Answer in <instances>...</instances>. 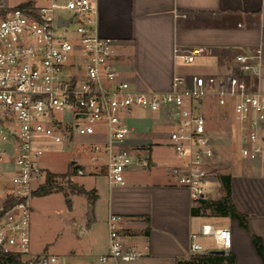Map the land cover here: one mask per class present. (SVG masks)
Returning <instances> with one entry per match:
<instances>
[{
  "label": "built area",
  "instance_id": "built-area-1",
  "mask_svg": "<svg viewBox=\"0 0 264 264\" xmlns=\"http://www.w3.org/2000/svg\"><path fill=\"white\" fill-rule=\"evenodd\" d=\"M0 0V253L15 256L20 264H53L56 255L35 252L32 247L33 200L44 184L42 173L48 152L71 141L57 111L72 110L78 135H104L91 142L92 171L102 164L109 187L124 186L126 175L141 156L129 147L134 131L128 119L137 111L162 114L174 124L170 146L181 164L170 172L186 187L196 204L217 179V138L200 109L214 98L216 106L230 108L241 140L240 155L255 160L263 150L264 92L247 91L231 76L226 82L214 77L177 76L169 91L135 89L113 63L114 41L102 36L98 0ZM71 11L65 16L60 11ZM60 18L69 23L59 25ZM71 24L72 32L57 28ZM201 48L175 50V58L191 64ZM243 68L253 65L251 56H240ZM251 64V65H250ZM58 145L59 147L57 148ZM102 161V162H101ZM74 179L83 175L78 163ZM122 216L108 219L110 248L101 262L133 261L142 257L126 248L120 233ZM201 236L213 237L227 251L232 246L229 229L211 224L191 234L190 253L204 250Z\"/></svg>",
  "mask_w": 264,
  "mask_h": 264
},
{
  "label": "crops",
  "instance_id": "crops-1",
  "mask_svg": "<svg viewBox=\"0 0 264 264\" xmlns=\"http://www.w3.org/2000/svg\"><path fill=\"white\" fill-rule=\"evenodd\" d=\"M97 5L99 31L114 41V65L141 90L169 91L177 76L214 77L224 83L233 76L245 90L264 92V0H98ZM177 48H201L202 54L185 65L175 58ZM244 55L253 58L248 70L239 58ZM207 100L216 106L214 98H208L201 102L200 109L207 106ZM143 113L149 114L133 126L128 141L130 148L137 146L133 152L141 156L142 163L135 162L127 172L126 185H108L109 189L98 183L83 186L95 198L87 230L93 231L102 221L107 231L109 216L120 215L126 248H136L143 254L133 261L110 259L104 263L179 264L191 256V234H199L203 225L211 224L230 230L232 246L224 254H233L234 264H264L253 243V235L264 243V140L257 159L242 157L248 163L226 174L231 176L232 201L246 215V229L238 219L210 208L193 215L192 208L199 206L200 200L194 204L190 191L178 184L170 172L175 165L158 169V163H152L148 154L153 140L163 135V125L171 131L174 124L162 114L148 111H137L130 118ZM86 137L91 142L105 140L104 135ZM237 138L241 141L239 134ZM92 170L90 166L83 175L99 176L106 168L101 164ZM220 176L210 183L209 190L205 189L202 199L217 201L225 196ZM106 233L105 244L99 246L101 254H107L110 248L109 230ZM198 241L204 250L195 254L223 250L213 237L201 236ZM89 245L97 247L95 241ZM35 252H47V247Z\"/></svg>",
  "mask_w": 264,
  "mask_h": 264
},
{
  "label": "rangeland",
  "instance_id": "rangeland-1",
  "mask_svg": "<svg viewBox=\"0 0 264 264\" xmlns=\"http://www.w3.org/2000/svg\"><path fill=\"white\" fill-rule=\"evenodd\" d=\"M18 1L11 0L10 3L14 4ZM58 1L64 3V0ZM60 12L65 16H71L72 14L68 10ZM76 27V24H71L56 30L59 34H63L64 32H72ZM115 54L114 50L113 57ZM131 84L135 89H140L133 83ZM149 90L156 91L154 89ZM201 110L205 113L209 128L217 138V174H233L237 171V168L246 165L248 162L242 160L240 155L241 141L238 140L239 137L237 138L238 128L234 123L232 113L230 109L218 108L214 105V101L209 100H207V106H202ZM147 114L149 113H143L137 118L128 119L129 125L137 127L138 122L144 120ZM153 114L157 115L158 113L155 112ZM56 115L62 119L64 128L72 133V137L71 141L60 145L62 147L58 150H53L46 154L44 167L48 172L57 175H68L57 177V182L51 188L50 193H40L34 197L32 247L34 251H40L41 248L47 247L46 253L56 255L58 258L57 262L53 264H105L99 260L100 256L103 255L100 253L102 248L99 246L105 244L106 232H108L107 227V231H105L104 225L100 221L96 223L97 225L94 226L93 231H88L86 228L88 222L92 220L91 206L95 198L88 193H73L71 187L72 185L89 187L93 183H98L102 188L105 186L108 188L106 171H101L99 176H93L86 172L87 174L85 175H78L74 179L71 178L69 164L73 160L78 161L79 164L87 168L85 170L89 171L92 165L90 158L91 140L85 135H78L75 131L71 109L57 111ZM169 131L170 127L164 124L162 129L164 136L162 135L153 140L152 152L148 149L151 162H157L158 169L162 168L164 170L166 167L176 166L180 163V157L169 145ZM130 137L131 135L128 141ZM56 146L57 148L59 147L58 145ZM134 147L137 148V146ZM150 168L152 169L153 167L151 166ZM41 179H45L46 182L44 172ZM206 190L209 189L207 188ZM70 205H72V209ZM92 240L93 242L95 241L97 247L89 245V243H93Z\"/></svg>",
  "mask_w": 264,
  "mask_h": 264
},
{
  "label": "trees",
  "instance_id": "trees-1",
  "mask_svg": "<svg viewBox=\"0 0 264 264\" xmlns=\"http://www.w3.org/2000/svg\"><path fill=\"white\" fill-rule=\"evenodd\" d=\"M69 173L75 174L77 171V166L71 163L69 166ZM65 175H57L48 172L46 175V182L39 188L36 195L43 193L48 194L51 192V188L57 182V177H65ZM223 189L225 191V196L221 200L212 201L201 199L199 201V206L192 208L193 215H198L203 209V213L206 209H212L214 212L223 215L230 216L231 218L238 219L241 226L249 229V225L246 220V215L240 213L236 206L234 205L231 197V176L221 175L220 176ZM73 193H86L85 189L78 185H72ZM94 197V196H93ZM254 246L264 262V243L262 239L253 235ZM0 264H20L19 260L13 255L1 254L0 253ZM179 264H234L233 254H221L216 251H211L208 253L192 254L188 260L180 261Z\"/></svg>",
  "mask_w": 264,
  "mask_h": 264
},
{
  "label": "water",
  "instance_id": "water-1",
  "mask_svg": "<svg viewBox=\"0 0 264 264\" xmlns=\"http://www.w3.org/2000/svg\"><path fill=\"white\" fill-rule=\"evenodd\" d=\"M69 23V20H66V19H63V18H60L59 20V25H63V24H67ZM77 161L76 160H73L72 163H76ZM218 253H221V254H224L225 251L224 250H218L217 251Z\"/></svg>",
  "mask_w": 264,
  "mask_h": 264
}]
</instances>
